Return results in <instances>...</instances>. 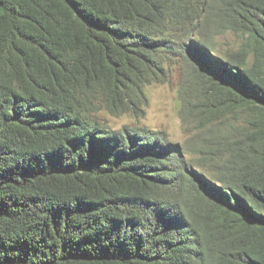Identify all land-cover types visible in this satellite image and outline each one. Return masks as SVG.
Instances as JSON below:
<instances>
[{"label":"trees","instance_id":"1","mask_svg":"<svg viewBox=\"0 0 264 264\" xmlns=\"http://www.w3.org/2000/svg\"><path fill=\"white\" fill-rule=\"evenodd\" d=\"M199 25L212 53L228 31L253 43L224 62L191 40L221 115L250 112L221 186L99 114ZM0 264H264V0H0Z\"/></svg>","mask_w":264,"mask_h":264},{"label":"rangeland","instance_id":"2","mask_svg":"<svg viewBox=\"0 0 264 264\" xmlns=\"http://www.w3.org/2000/svg\"><path fill=\"white\" fill-rule=\"evenodd\" d=\"M205 29L204 25L194 31L181 27L174 43L160 50L155 63L141 71L139 83L128 89L132 100L125 102L128 109L111 113L104 107L106 102L101 95L98 104L104 108L99 114L114 129L129 126L158 134L163 144L178 147L174 151L188 166L187 175L194 177V171L221 186L215 177L218 170L230 165L227 146L233 136L229 132L233 122L237 129L248 128L250 112L244 109L233 122L228 115L222 116L215 102L231 101L218 84L190 62V54L197 53L191 40L204 46L195 30ZM214 42L218 53L204 47L224 62L229 54L239 53L246 45L253 46L247 35L232 31L216 35ZM199 55L204 56L201 52ZM252 62L250 54L248 63ZM195 180L200 185L198 178Z\"/></svg>","mask_w":264,"mask_h":264}]
</instances>
